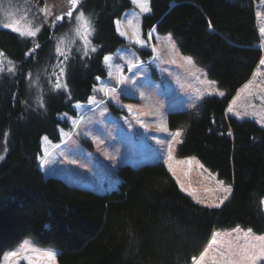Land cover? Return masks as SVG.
<instances>
[{"label": "trees", "instance_id": "1", "mask_svg": "<svg viewBox=\"0 0 264 264\" xmlns=\"http://www.w3.org/2000/svg\"><path fill=\"white\" fill-rule=\"evenodd\" d=\"M255 1L149 0L141 19L144 33L172 34L225 92L205 98L197 112L168 115L170 128L184 127L178 154L194 155L231 183L218 209L196 204L162 165L119 166L117 187L103 194L42 176L40 139L59 140V128L69 125L58 115H76L73 104L105 76V54L125 45L114 21L129 0H79L75 11L94 29L96 50L88 54L80 40L57 45L75 16L71 28L63 32V20L35 39L0 29V258L30 236L54 248L58 264H190L217 228L264 232V128L226 115L262 57Z\"/></svg>", "mask_w": 264, "mask_h": 264}, {"label": "rangeland", "instance_id": "2", "mask_svg": "<svg viewBox=\"0 0 264 264\" xmlns=\"http://www.w3.org/2000/svg\"><path fill=\"white\" fill-rule=\"evenodd\" d=\"M129 2L130 8L114 21L116 32L125 45L103 57L105 76L95 78L92 93L85 102L73 104L74 117L65 113L58 115L59 120L66 121L69 126L59 128L57 142L47 136L41 137L37 161L42 176L103 194L117 187L119 166L129 165L136 169L143 165H162L180 191L196 204L218 209L228 200L231 193H225L223 189H232L231 183L220 178L194 155L178 154L184 127L170 128L168 115L197 112L205 98H223L225 92L209 77L206 67L181 52L172 34L159 33L155 29L143 32L141 19L149 11L142 12L141 5L147 3L149 8V0ZM71 8L69 0H0V29L8 30L3 25L11 24L18 30L14 32L35 39L45 27L51 32L55 26L63 24V20L66 26L63 32L71 28L70 21L75 16L73 29L60 36L57 45L64 47V42L76 39L84 45V52H93L90 19L83 13L78 20L80 11H75L76 8L71 17L66 16ZM254 11L259 36L256 45L261 49L262 57L249 80L232 96L226 115L238 121H254L264 128V32L261 31L264 28V0L254 2ZM57 16L62 19L56 20ZM36 28L40 31L35 36L26 34ZM105 57L109 59L105 60ZM113 88L114 92L111 91ZM100 89H107L109 94L105 96ZM262 209L264 212V205ZM260 237H264V232L256 233L238 225L217 228L196 258L198 260L207 248L208 253L201 264H213V257L219 258L220 251L227 252L229 248L236 249L246 243H261ZM213 240L215 243H211ZM25 244L35 251L23 250L21 246ZM13 251L19 255H6ZM45 251L57 256L54 248L39 246L28 236L4 251L0 264H51L42 255ZM55 264H58L57 260Z\"/></svg>", "mask_w": 264, "mask_h": 264}, {"label": "snow or ice", "instance_id": "3", "mask_svg": "<svg viewBox=\"0 0 264 264\" xmlns=\"http://www.w3.org/2000/svg\"><path fill=\"white\" fill-rule=\"evenodd\" d=\"M79 0H69V3L72 5V8L69 9L67 13H65L66 16L71 17L73 15V9H75L78 5ZM137 0H133V3H136ZM150 9L147 6V3H144L141 5V11L142 12H148ZM83 12H80L79 15H77V19H81L83 17ZM61 16H57L56 20H61ZM4 28H9L12 31H18L16 28H13L11 24H4ZM40 31L39 28H36L34 31H28L26 34L28 36H35L36 33ZM79 31V30H77ZM94 31V29H92ZM262 32H264V28L261 29ZM121 35H124V33H120ZM20 35H25V33H20ZM149 39H151V33H149ZM136 43H140L139 40L136 41ZM39 47V45H37ZM96 49L93 48L92 51H95ZM87 54V53H85ZM108 57H105V60H108ZM188 63H191V60H188ZM264 63V61H262ZM130 70H131V65H130ZM64 69H61L60 75H64ZM209 83H214V82H209ZM66 87V85H65ZM55 88L59 89L61 88V84L59 83V78L57 79V82L55 83ZM100 91H103L105 96L109 94L107 89H100ZM112 92L115 91V89H111ZM223 95V93H221ZM43 107V104H41ZM177 136L180 135L179 132L176 133ZM3 157L0 156V159ZM41 164H43V161H41ZM225 193H231L232 189L230 187H225L223 189ZM224 199H227V196L224 197ZM223 201H221L222 203ZM260 203L264 205V200H261ZM216 207H219V205H216ZM251 232V230H249ZM261 240V243H246L242 246L237 247L236 249L229 248L227 252L225 251H220L219 252V258L213 257V264H258V262H264V237L258 238ZM211 243H215V241H211ZM21 248L25 251H35L34 249H31L27 244L22 245ZM208 249L205 248L203 252H201L199 259L197 260L196 257H193L194 264H201L203 261L204 257L207 255ZM8 257H15L18 256L19 253L17 251L10 252L6 254ZM42 255L51 262V264H55L56 256L53 252L51 251H45L42 253ZM27 259V257H25Z\"/></svg>", "mask_w": 264, "mask_h": 264}]
</instances>
